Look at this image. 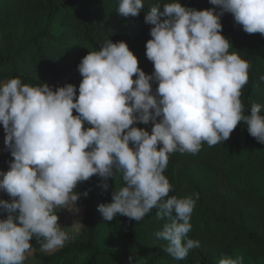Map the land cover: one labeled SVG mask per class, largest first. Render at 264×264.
<instances>
[{"label":"clouds","instance_id":"1","mask_svg":"<svg viewBox=\"0 0 264 264\" xmlns=\"http://www.w3.org/2000/svg\"><path fill=\"white\" fill-rule=\"evenodd\" d=\"M209 3L216 8L196 10L174 0L145 13V23L153 26L146 42L150 75L127 43L109 40L79 63L78 96L72 84L55 90L19 78L0 84L4 150L12 157L9 170L0 171V192L11 198L0 199V213H6L0 218V264H24L34 237L45 253L71 242L75 237L57 213H79L77 185L93 176L105 181L106 191L117 174L124 182L112 191L111 203L98 206L105 222L117 215L139 222L156 209L157 218L166 220L156 233L163 251L183 260L200 246L188 238L199 194L169 195V155L221 144L241 122L264 144L261 105L253 104L246 115L240 99L250 65L229 53L232 45L221 34V17L229 13L245 33L264 36V0ZM143 9V0H119L117 12L137 17ZM150 123L151 133L133 126ZM243 261L223 256L218 264Z\"/></svg>","mask_w":264,"mask_h":264},{"label":"trees","instance_id":"2","mask_svg":"<svg viewBox=\"0 0 264 264\" xmlns=\"http://www.w3.org/2000/svg\"><path fill=\"white\" fill-rule=\"evenodd\" d=\"M174 0H143L137 17H121L119 0H0V84L12 78L53 90L66 84L77 88L82 80L77 67L88 52L99 51L105 41L125 42L138 58V66L152 74L154 66L146 58V42L152 25L144 15L151 7ZM196 10L216 8L209 0H179ZM217 11L219 9L217 8ZM221 34L235 53L250 65L248 83L241 89L244 113L253 104L264 115V36L247 34L231 14L221 17ZM136 77L134 76L133 79ZM158 85L153 83L155 91ZM74 115L75 111L73 112ZM151 133L152 125L136 124ZM0 143V171L9 170L10 152ZM164 175L173 186L170 196L183 198L199 194L192 213L188 238L199 241L198 248L177 260L163 251L157 238L166 220L153 209L141 221L117 215L105 222L98 206L111 203L112 191L124 186L117 174L105 182L98 176L77 185V204L85 209L79 235L53 253L41 251L37 238L30 241L32 260L37 264H218L223 256H243V264H264V144L252 137L241 122L227 141L202 145L197 154L169 155ZM87 193V196L82 195ZM0 199L10 198L0 195ZM6 218V213H0Z\"/></svg>","mask_w":264,"mask_h":264},{"label":"rangeland","instance_id":"3","mask_svg":"<svg viewBox=\"0 0 264 264\" xmlns=\"http://www.w3.org/2000/svg\"><path fill=\"white\" fill-rule=\"evenodd\" d=\"M85 127L87 128L88 125L85 124ZM4 137H5V133L3 130V126L0 125V143H2L4 145ZM0 195H3L5 197L10 198L6 193L4 192H0ZM11 200V198H10ZM77 207L80 209L78 214H73L71 212L68 211H60L58 212V216H59V223L62 227L66 228L67 231L72 234V235H79L82 230H83V226H84V214H85V209L83 207H80L77 204ZM78 221L79 223H81L83 226H79V225H75L73 227L74 222ZM73 227V228H72ZM53 253V252H50ZM32 254H33V248L32 251L27 255V258L24 262V264H37L34 263L32 260Z\"/></svg>","mask_w":264,"mask_h":264}]
</instances>
